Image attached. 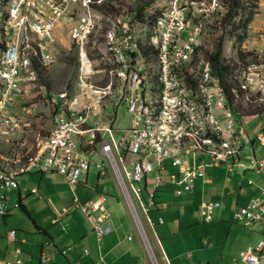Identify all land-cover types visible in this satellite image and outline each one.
I'll return each instance as SVG.
<instances>
[{
    "label": "rangeland",
    "instance_id": "374dc122",
    "mask_svg": "<svg viewBox=\"0 0 264 264\" xmlns=\"http://www.w3.org/2000/svg\"><path fill=\"white\" fill-rule=\"evenodd\" d=\"M101 1V3H97L98 1L93 3L88 11V0H77L73 6L75 13L70 17H61L54 27L53 38L48 44L52 60L44 64L33 57L31 72L37 73L34 65L36 62L42 63L46 66L49 84H44L39 77V85H32L30 96L13 106L19 125L14 130L10 129L7 134L0 135V152L4 155L18 151L28 156L37 151L41 139L48 134L52 126L51 119L56 108L52 99H59V94L62 92H67L69 102H65L68 103L67 106L80 109L85 103V96L90 99L96 97L95 88L102 87L97 89V97H104L97 98V106H105L104 113L114 110L113 92L105 95L106 86L117 84L116 62L114 55L107 48L106 34L110 27L120 25L131 16L136 2L135 0ZM227 1L194 0L191 9L188 7L190 5L184 6L186 2H182L187 15L191 17V23L202 22L204 25L205 33L199 40V52L196 53L195 58H210L209 54L216 48L217 37L223 35L224 46L221 57L223 66L238 63V60L255 62L252 51H264V0H246L248 3L252 2L254 8L241 11L239 16L229 23L230 25H225L222 18ZM13 2L15 0L1 2L0 52L3 48L1 41H6L3 35V13ZM174 2L175 0H156L152 6L143 10L146 24L140 21L134 22V28L137 30L134 36L138 43L142 44L149 40L147 35L152 29L151 21L162 12L172 9ZM44 4L42 0L29 1L28 9L34 13V19L38 13L37 7ZM249 11H254L253 18L243 30L244 24L248 21ZM89 13L96 19V25L83 44L91 60L87 64L88 74H85L84 79L87 80V87H94L87 93V87H83L81 81L82 45L76 43L74 38L79 33L76 30L77 26L79 28L78 23ZM115 22L119 23L115 24ZM234 27L237 29L233 30ZM154 55L151 53V59H154ZM153 63H150L151 70ZM224 78L228 83V77L224 76ZM250 107L252 109L248 111L244 106L237 107L246 116L238 115L237 124H243L249 133L256 136L261 130L262 120L256 115L258 108H254L252 104ZM131 124L132 115L122 103L114 127L120 129L121 133L124 129L130 128ZM255 139L254 144L247 145L243 153L253 154L255 150L256 154L262 157L264 146L257 138ZM203 156L205 161L209 160L207 156ZM132 158L134 157H128V160ZM100 159V154L93 155L94 161L86 185L83 183L71 185L57 172H37L22 176L20 188L24 197L21 204L29 214L20 206L12 214L0 216V258L14 259L16 247H21L24 260L31 264H40L42 256L51 260L47 264H96L99 260L109 264L105 249L107 234L112 232L109 224L118 226L122 235L133 237L127 240V244L133 245V252L118 264H154L152 257L157 264H230L240 249L248 245L255 246L261 238H264V223L258 221L248 227L234 218L237 207L247 204L258 194V189L264 183V173L253 170H247L245 173L241 169L230 170L225 164L208 167L205 175L196 179L192 190L174 195L169 210L158 213L163 215L165 222L154 226L147 222L146 214L129 185L145 233L143 238L139 222L133 216L112 166L109 163L106 173L102 174L95 163ZM150 177L153 178L155 175L151 174ZM142 186L144 187L143 184ZM33 187H38L39 193H32ZM18 193L17 188L7 191L8 208H14L15 203L19 201ZM98 194L106 196L105 204L111 213L106 223L107 231L103 238L105 240L101 243L96 239L87 215L82 209L74 206L76 196L81 201H85ZM210 201L220 204L214 209L212 220L207 222L201 213L202 203ZM63 208L68 212L63 215L61 221L54 223L52 219L56 217L55 211ZM158 214L150 212L154 220ZM63 228L66 230L64 231ZM11 229L16 230L17 242L8 240V231ZM144 239L146 242L149 241L150 250ZM6 250H9L10 254L5 255Z\"/></svg>",
    "mask_w": 264,
    "mask_h": 264
},
{
    "label": "built area",
    "instance_id": "2783aa9c",
    "mask_svg": "<svg viewBox=\"0 0 264 264\" xmlns=\"http://www.w3.org/2000/svg\"><path fill=\"white\" fill-rule=\"evenodd\" d=\"M42 1L45 4L40 8L39 29L41 34H46L47 38H53L51 27L56 26V23L55 25H46L47 15L70 17L75 13L73 6L77 0ZM182 2L183 0H179L180 13L171 12L160 24L156 35L157 38L164 40L167 54L166 92L168 103L165 109L167 122L162 125L163 128H170L171 122H179V130H173L172 137L182 136L180 147L164 148L163 145L155 147L154 142L151 141V135L148 134L146 117L149 107L145 94L142 58L134 56L133 49L127 42V34L133 28L131 14L127 18V30L116 43L112 44L117 46L124 55V63L120 64V70L121 67L130 69L129 79L122 82V92H126V99H120V105L124 103L132 115L131 127L124 129L121 133L120 129L114 127L120 105L106 113H104L105 106H97V98H99L97 89L102 87L95 88L96 97L90 99L86 94L89 98L85 96L82 108L72 107V114L78 115L82 119V126L78 127L66 126L61 120V106L67 99V93L59 94V99L53 98L56 108L51 120L52 133L45 151L35 154L30 164L24 165V171H8L7 163H17V160L8 161V158H0V216L12 213L13 209L8 208L7 191L19 188L22 176L37 172H58L71 185L87 183L95 153L101 156L100 161L95 163L101 169L102 174L106 173L109 163L112 166L135 220L140 223L129 185L146 214L147 222L152 226L165 222V218L161 214L156 216V220L150 216L157 201L155 196L158 189L169 187L177 195L182 194L183 191H190L194 188L196 179L205 175V170L208 167L220 164H225L230 170L241 169L244 173L247 170L264 173V155L260 157L255 151L253 154L243 153L247 145L254 144L255 138L264 146V105L260 116L261 130L254 136L243 124H237L238 115L246 117L244 113L237 107L230 106V101L219 99L215 88V68L214 79L209 83L211 105L216 108L215 118H208L206 112H201L199 98L190 100V79L183 77L181 81H172V70L176 67H171V59H180V66L189 67L188 52H192V48L195 47V43H191V34L195 30V26L191 25V17L184 10ZM21 7H30V5L24 4V0H19L15 6L12 23L14 14L20 13ZM91 26H93L91 18L86 19L82 26V34H78L74 38L76 43L82 45L80 57L82 59L81 81L83 87H87V80L84 79V76L87 73V64L91 61L83 46L87 39L83 37V30ZM22 32L23 30L13 31L11 24L9 58H6V63L0 65V126L2 129L14 130L18 127L19 124H14L11 120V113L14 112L13 106L30 96L32 85H39V75L31 72V65L28 62L25 72H17L16 38L22 35ZM252 52L255 67L263 69L264 51L254 50ZM93 88L87 87V93ZM176 88H183V95H176ZM228 108H236V115H228ZM193 131H202L208 135V142L221 143V151H200L199 148H196L193 140ZM203 155L207 156L209 160L205 161ZM128 157L134 158L129 161ZM151 174H154L155 177L151 178ZM249 183H252L251 179ZM32 192L37 193L38 187H33ZM105 202L106 196L103 194H98L85 201H81L79 198L74 200V206L82 209L90 219L98 242L103 240L107 231L106 223L111 216ZM219 204V202L212 201L202 203L201 213L205 221L212 220L213 211ZM19 206L20 204L17 202L15 207L19 208ZM66 212V208L55 211L56 217L52 219L53 222L61 221V216ZM234 218L248 227L258 221L264 223V184L258 189V194L252 197L247 204L237 207ZM63 230L66 229L63 228ZM8 240L17 242L15 229L8 231ZM22 253L23 249L16 247L14 259L0 258V264H31L24 260ZM87 254H89L88 251ZM40 261L48 263L51 260L42 256ZM152 261L157 264L153 257ZM98 264L104 263L100 261ZM230 264H264V238L259 241L256 247L247 246L239 251Z\"/></svg>",
    "mask_w": 264,
    "mask_h": 264
},
{
    "label": "bare ground",
    "instance_id": "6f19581e",
    "mask_svg": "<svg viewBox=\"0 0 264 264\" xmlns=\"http://www.w3.org/2000/svg\"><path fill=\"white\" fill-rule=\"evenodd\" d=\"M18 1L19 0H15V2L11 3L10 7L3 13V35L5 36L6 41H1L3 48L2 52H0V65L2 63H6V58H9V32L12 24L13 31L23 30L22 35H19L16 38L17 48L15 51V59H18L17 72H25L27 62L32 65L33 57L38 58L44 64H48L50 60H52L48 49L49 40H52V38H47L46 34H41L39 29L38 21H40L41 7L36 6L38 13L35 19L34 13L30 12L31 10H29L28 7H21L20 13L14 14V22L12 23L13 13ZM29 1L31 0H24V4L29 5ZM96 1H98L97 3L102 2L101 0H88V11H90V6ZM1 2L2 0H0V6L2 4ZM171 12L180 13L179 0H175L172 9L167 12H162L161 15L151 21L152 30L149 33L150 35H147L149 36V40L147 39L141 44L143 45L147 43L150 46L155 54L154 59H151V52L148 54L150 57L144 56L140 53L139 43L137 38H135L132 29L127 34V42L128 45L132 47L134 56H141L142 58L145 94L149 107V112L146 117L148 134L151 135V141L154 142L155 147H162L163 145L164 148H176L180 147V144H182V136L172 137L173 130H179V122H171L170 128H163L162 125V123L167 122V113L165 111L166 104L168 103V95L166 92L167 54L164 48V40L162 38H157L156 35L158 33V28H160V24ZM61 17L65 16L57 17L54 15H47L46 25H55V23L57 25ZM90 18L93 26L83 30L84 38H87L88 35L95 29L96 19L94 16L90 13L87 14V16L84 15L81 18L80 23H78L79 28H77L78 26L76 27V30L79 32L78 34H82V26L86 22V19ZM127 18L120 25L110 27L106 34L107 48L114 55L116 62L117 84L116 86H106L105 95L109 93L111 94V91L113 92L114 107L120 105V99H126V92H122V82H125L130 77L129 67H121L120 70V64L124 63L123 53L117 46L112 45L113 43H116L119 37L127 30ZM191 25L195 26V30L191 34V43H195V47L192 48V52H188L190 66H180V59H171V67H176L172 70V81H181L183 77L190 79V100H197V98H199V108L201 112H206L208 118H215L216 108L214 105H211V92L209 90V83L214 79L215 68V88L219 99L222 101H230V106L233 107L244 106L247 111L251 108L250 104H252L254 108H258L256 115L260 117L261 109H263L264 105V61L263 69L255 67V62H242L238 60V63L225 64L222 67L223 70L218 72L210 58H195L196 53L199 52V40L202 38L205 31L202 22L195 24L191 23ZM54 27L55 26L51 27V34H54ZM80 61L82 63L81 57ZM151 62H154L152 70L150 67ZM224 76L228 77V83H226ZM65 93L67 92H62L60 94ZM176 95H183V88H176ZM103 97L104 96H100L99 99H102ZM66 101L67 99L64 100V103H62L61 106L62 123L70 127L82 126V119L80 116L72 114V107L67 106L69 102L67 101L68 103L66 104ZM228 115H236V108H228ZM53 116L54 114L52 115V118ZM11 120L14 124H19V119H17V115H15L14 112L11 113ZM8 132H10L9 129H2L0 126V135L7 134ZM51 133L52 126L48 134L41 139L37 151L31 155H23L18 151L11 152L7 155L0 152V158H8V161L17 160V163H7V170L24 171V165L30 164V161H32L35 154L45 151ZM193 140L196 148H199L200 151H221V143L208 142V135L204 134L202 131H193ZM139 226L142 231L143 238H145V233L140 223ZM145 243L148 245L147 247L151 249L149 241L147 240L146 242L145 240Z\"/></svg>",
    "mask_w": 264,
    "mask_h": 264
},
{
    "label": "trees",
    "instance_id": "16d2710c",
    "mask_svg": "<svg viewBox=\"0 0 264 264\" xmlns=\"http://www.w3.org/2000/svg\"><path fill=\"white\" fill-rule=\"evenodd\" d=\"M185 5L184 6H188L190 9L192 8V3L194 0H183ZM136 2V7L134 8V10L132 11V31L135 33L137 32V30L134 28V22L135 21H140L142 23L146 24V20L144 17V9L148 6H152L156 0H135ZM252 2H247L246 0H228L225 3V14L222 18V22L225 25H228L230 22H232L234 19H236L237 16H239L240 12L249 8H254V6L252 5ZM183 6V7H184ZM251 6V7H249ZM253 14L254 11H249L248 16H247V22L244 24L243 26V30L246 29V24L250 23V21L253 18ZM152 25V23H150V26ZM230 25V24H229ZM240 25V24H239ZM233 27V26H232ZM236 30L237 27H234ZM152 30V29H151ZM149 35V33H148ZM215 45L216 48L214 50L213 53L209 54V57L213 60V63L216 67V70L218 72H221L223 70V64H222V53H223V46H224V36L223 35H219L215 41ZM139 51L141 54H143L144 56L150 57L148 56V54L151 52L154 55V51L150 48V46L145 43L143 45H141V43H139ZM35 69L41 79V81L44 84H49V81L46 77V66H44L42 63L40 62H36L35 63ZM174 195H177L174 193L173 190H171L169 187H163L162 189H158L157 193H156V204L155 206L152 208V212H154L155 214H158L162 211H167L169 210V206L170 203L173 201L172 198L174 197ZM181 195V194H180ZM21 208H23V210L25 212H27V210L24 208V206L21 204ZM28 213V212H27ZM29 214V213H28Z\"/></svg>",
    "mask_w": 264,
    "mask_h": 264
},
{
    "label": "crops",
    "instance_id": "0c3cea01",
    "mask_svg": "<svg viewBox=\"0 0 264 264\" xmlns=\"http://www.w3.org/2000/svg\"><path fill=\"white\" fill-rule=\"evenodd\" d=\"M255 151V150H254ZM58 173V172H57ZM61 175V174H60ZM87 182H88V180H87ZM83 184H87V183H83ZM264 184V183H263ZM263 184H261V185H263ZM18 190H19V204H20V206H21V200L23 199V197H24V195L22 194V192H21V188L19 187V188H17ZM31 192H32V189H31ZM32 193H34V192H32ZM37 193H39V188H38V192ZM95 196V195H94ZM93 196V197H94ZM92 197V198H93ZM75 198H79L78 196H76ZM80 199V198H79ZM81 200V199H80ZM85 200H87V199H85ZM9 201V200H8ZM16 204V203H15ZM19 206V207H20ZM13 209V211L15 210V209H17L15 206H14V208H12ZM12 211V212H13ZM67 212H68V210H67ZM66 212V213H67ZM65 213V214H66ZM10 214H12V213H10ZM63 216H61V218H62ZM88 217V216H87ZM110 219V218H109ZM88 220H89V222H90V224H91V226H92V223H91V221H90V219L88 218ZM77 225H79V223H77ZM109 228H111V231L112 232H108V234H107V236H108V238H106V240H107V242H106V258H109V260H108V263L109 264H118V262L120 261V260H122L125 256H127V255H129L130 253H132L133 252V245L132 244H127V240H130V239H133V237L131 238V235H122V231H119V229H118V226H116V227H114V226H112L111 224H109ZM92 229H93V226H92ZM126 230V229H125ZM106 236V235H105ZM104 236V237H105ZM263 236H264V234H263ZM263 238H261L260 240H262ZM103 240H105V239H103ZM259 240V241H260ZM102 242V241H101ZM101 242H99V243H101ZM259 243V242H258ZM258 243H257V245H258ZM257 245H255V246H253V245H248V246H252V247H256ZM149 249V248H148ZM244 249V248H243ZM243 249H240L239 251H241V250H243ZM150 250V249H149ZM101 253H102V251H101ZM8 254H10V251L9 250H6V252H5V255H8ZM103 256V260H104V254L102 255ZM7 257V256H6ZM235 258V257H234ZM6 259H8V258H6ZM100 262V260L99 261H97L96 262V264H98ZM40 264H47V263H41V261H40Z\"/></svg>",
    "mask_w": 264,
    "mask_h": 264
}]
</instances>
